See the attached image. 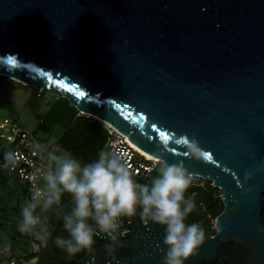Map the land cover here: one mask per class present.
I'll return each instance as SVG.
<instances>
[{
	"label": "water",
	"instance_id": "water-1",
	"mask_svg": "<svg viewBox=\"0 0 264 264\" xmlns=\"http://www.w3.org/2000/svg\"><path fill=\"white\" fill-rule=\"evenodd\" d=\"M0 75L58 90L223 190L215 234L185 264L213 263L231 242L264 264V0H0ZM184 133L210 162L174 143ZM129 220L128 239L97 234L129 256L100 249L82 264H162L164 228Z\"/></svg>",
	"mask_w": 264,
	"mask_h": 264
},
{
	"label": "clouds",
	"instance_id": "clouds-1",
	"mask_svg": "<svg viewBox=\"0 0 264 264\" xmlns=\"http://www.w3.org/2000/svg\"><path fill=\"white\" fill-rule=\"evenodd\" d=\"M174 143L185 149L188 158L205 163L212 160L210 151L187 133L176 137ZM167 147L165 144L163 150ZM5 160L7 167L8 163L15 164L16 156L12 152L5 153ZM48 162V170L42 177L43 186L35 187L31 199L21 208L18 225L21 233L33 235L46 244L51 233L46 217L42 218L37 209L39 213H48L53 206L59 207L66 193L72 205L70 211L62 214L68 237H57L54 242L69 256L91 251L94 234L104 233L117 241L120 219L133 217L138 210L142 220L164 228L166 252L162 264H185L204 244L205 229L199 223H186L197 205L194 193L185 196L194 173L183 163L170 164L166 159H157V175L150 183H138L126 154L116 150L101 151L97 160L85 165L69 153H49ZM252 177V171H246L244 182ZM237 185L243 187L238 178ZM253 190L247 188L249 193ZM217 230L222 227L218 225Z\"/></svg>",
	"mask_w": 264,
	"mask_h": 264
},
{
	"label": "rangeland",
	"instance_id": "rangeland-1",
	"mask_svg": "<svg viewBox=\"0 0 264 264\" xmlns=\"http://www.w3.org/2000/svg\"><path fill=\"white\" fill-rule=\"evenodd\" d=\"M58 104L61 107L57 109V112H66L68 108L74 107L67 98L63 97L54 88L31 86L15 78L0 75V112L3 115L12 116L25 129L33 131L49 150L60 155L67 153L58 144L59 139L66 131V124H62L59 121L62 112L55 117L53 114L49 116L51 109H54L53 107ZM77 115L85 116L92 122H98L104 128L108 126L104 120L96 116L80 113L79 111ZM62 121H65V123L69 122L66 118L62 119ZM72 123L73 121L70 124ZM45 126H49V130H45L43 128ZM0 168L5 173L0 178V224L2 225L0 232V260H2L9 255H22V253H26L28 251V245L21 242L18 228L21 222L20 212L17 209L22 191L21 183L15 180L12 177L13 175L5 168ZM156 175H153L152 178ZM152 178L142 181L144 183H150ZM211 187H214V189H211ZM199 188H203L204 191L199 190ZM222 192L223 190L215 187L211 180L194 177L192 185L186 191L185 196L187 198L194 193L197 207L188 216L186 223L190 224L195 222L199 223L203 228L210 226L215 229L217 211L209 212V205L221 198ZM70 200V196H68L65 202H71ZM53 207L55 208L56 206ZM133 217L141 219L139 210L137 215ZM104 241L107 245H111L108 241ZM233 251V247L229 246L225 249L223 257L219 262L205 264H231V257L234 258ZM41 260L42 256L39 255L38 258L33 260L32 264H40Z\"/></svg>",
	"mask_w": 264,
	"mask_h": 264
},
{
	"label": "built area",
	"instance_id": "built-area-1",
	"mask_svg": "<svg viewBox=\"0 0 264 264\" xmlns=\"http://www.w3.org/2000/svg\"><path fill=\"white\" fill-rule=\"evenodd\" d=\"M107 130V139L102 151H119L125 153L134 172V179L149 180L156 172L155 161L157 158L150 157L137 148L129 139L128 135L123 134L113 125L105 126ZM12 152L16 156L15 164L8 163L7 167L5 153ZM52 150L43 143V141L33 132L25 129L12 116L3 115L0 112V167L5 168L9 173L18 176L25 184L26 190L20 202V211L22 206L31 199L32 191L35 187L43 186V174L48 170L49 153ZM71 201V200H70ZM53 207L48 213H37L46 217L45 223L48 224L51 219L52 211L59 209ZM129 218L120 219V228L116 233L117 239H128L127 228L130 227ZM143 226L149 222L139 219ZM21 242L28 245V251L22 255H9L0 260V264H32L33 260L38 258L40 246L46 244L37 240L33 235L19 232Z\"/></svg>",
	"mask_w": 264,
	"mask_h": 264
},
{
	"label": "trees",
	"instance_id": "trees-1",
	"mask_svg": "<svg viewBox=\"0 0 264 264\" xmlns=\"http://www.w3.org/2000/svg\"><path fill=\"white\" fill-rule=\"evenodd\" d=\"M61 106L59 104L54 106V109H51L54 117L61 112H57ZM78 110L75 107H70L66 112H62L60 114V123L66 124V131L61 136L58 141L60 147L65 150L67 153L71 154L74 158L78 159L82 165L94 162L97 160L99 153L102 151L103 146L107 139V130L98 122H92L89 118L77 115ZM68 120L69 122L62 121V119ZM73 121L72 124H70ZM56 122V119H55ZM45 130H49V126L43 127ZM157 174V171L154 175ZM5 173L0 168V178H2ZM13 178L21 183L22 191L20 195V199L18 202L17 209L20 211V202L25 193L26 187L24 182L16 175L12 174ZM11 176V175H10ZM138 183H144L140 179H135ZM214 189V187H211ZM199 190L204 191L203 188H199ZM68 194H64L62 197L63 202H61V207L52 211L51 219L48 225V230L51 233L50 238L47 240L46 246H40L38 251V256H42V260L40 264H82L95 250H105L110 253L111 256L115 258L127 257L131 254V250L125 251H115L112 245H107L105 241L94 234L95 243L92 246L91 251H82L74 256H69L65 251L58 248L55 244V239L57 237H68L67 231L63 227L62 214L70 211L71 202H65L68 199ZM71 199V198H70ZM263 209L261 213V221L264 224V195L262 199ZM224 208V203L221 198H219L215 203L209 205V212L217 211L216 217L219 213L222 212ZM59 217V218H58ZM163 227L161 225H158ZM2 229V225L0 224V232ZM206 232V237L215 234L216 230L207 226L204 228ZM229 246L233 247V255L234 258L231 257V264H247V260L250 257V251L242 245H239L236 242H231L228 244H224L219 248L218 258L214 263L220 261L223 257L225 249ZM209 262H202L201 264H205Z\"/></svg>",
	"mask_w": 264,
	"mask_h": 264
},
{
	"label": "bare ground",
	"instance_id": "bare-ground-1",
	"mask_svg": "<svg viewBox=\"0 0 264 264\" xmlns=\"http://www.w3.org/2000/svg\"><path fill=\"white\" fill-rule=\"evenodd\" d=\"M15 79L21 81V82L24 83V84H26L25 82H23V81L20 80V79H17V78H15ZM104 122H106V121H104ZM106 123H107L108 126L111 125V124L108 123V122H106ZM131 141H132V140H131ZM132 142H133V141H132ZM133 144H134L137 148H139L141 151H143L145 154H147L148 156H150V157H154V156L151 155V153H149V152L146 151L145 149H143V148H141L140 146H138L135 142H133ZM154 158H157V157H154ZM157 159H160V158H157Z\"/></svg>",
	"mask_w": 264,
	"mask_h": 264
},
{
	"label": "snow or ice",
	"instance_id": "snow-or-ice-1",
	"mask_svg": "<svg viewBox=\"0 0 264 264\" xmlns=\"http://www.w3.org/2000/svg\"><path fill=\"white\" fill-rule=\"evenodd\" d=\"M79 95H80L81 97H83V96L85 95V93H84V92H80ZM165 139H167V137H165Z\"/></svg>",
	"mask_w": 264,
	"mask_h": 264
}]
</instances>
